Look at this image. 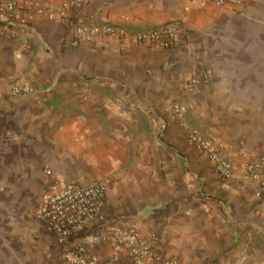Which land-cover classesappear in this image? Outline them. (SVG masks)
<instances>
[{
    "label": "crops",
    "instance_id": "crops-1",
    "mask_svg": "<svg viewBox=\"0 0 264 264\" xmlns=\"http://www.w3.org/2000/svg\"><path fill=\"white\" fill-rule=\"evenodd\" d=\"M40 1L57 7L66 0ZM176 1L83 0L81 12L139 32L178 20L143 26ZM261 2L183 11L181 0L182 13L221 11L240 27L203 41L183 34L171 50L137 45L132 35L72 46L64 27L45 17L30 22L28 49L19 31L0 36V264H66L29 205L51 182L45 165L66 183L105 184L104 217L136 227L163 258L264 264V168L255 179L245 170L264 153ZM200 60L206 64L195 68ZM204 67L208 85L191 86ZM17 85L30 93L14 94ZM176 102L186 106L182 120L172 116ZM191 128L232 160L229 180L188 141ZM8 210L22 221L8 223ZM30 212L38 225L22 224ZM108 250L90 253L100 258Z\"/></svg>",
    "mask_w": 264,
    "mask_h": 264
},
{
    "label": "built area",
    "instance_id": "built-area-1",
    "mask_svg": "<svg viewBox=\"0 0 264 264\" xmlns=\"http://www.w3.org/2000/svg\"><path fill=\"white\" fill-rule=\"evenodd\" d=\"M248 0H182L183 11L190 5L206 8L241 6ZM83 0H66L52 7L40 0H0V36L9 30L19 31L23 38L21 46L28 49L31 33L30 22L34 17L57 20L65 29L69 44L77 46L98 37L123 39L132 35L140 46L159 50H171L177 46L183 35L182 25L177 21L168 22L151 30L133 32L125 24H114L100 19L96 14L82 13ZM122 22L127 18L121 16ZM211 74L201 68L191 75V86L208 85ZM14 94H29L28 86H13ZM174 119L182 120L186 106L176 102L171 107ZM188 141L204 153L212 164L216 175L224 181L233 174L232 160L228 158L211 139L204 138L197 129L188 132ZM264 168V153L245 168L247 175L257 178ZM44 174L51 182L44 188L36 209V218L44 230L60 246L66 264H117L126 261L131 264H178L154 253L140 231L132 226L119 228L116 218L104 217L102 210L106 198V185L94 182L87 185L66 183L60 180L47 165ZM108 246V253L98 258L91 249Z\"/></svg>",
    "mask_w": 264,
    "mask_h": 264
},
{
    "label": "rangeland",
    "instance_id": "rangeland-1",
    "mask_svg": "<svg viewBox=\"0 0 264 264\" xmlns=\"http://www.w3.org/2000/svg\"><path fill=\"white\" fill-rule=\"evenodd\" d=\"M175 2V1H174ZM221 11H217V12H213V13H208L205 15H201L200 16H193L192 12H187V13H182L181 11V0L176 1L175 4H171L170 2L168 4H166V6H164L163 8H161L160 10V15L159 18L158 17H153L150 18L151 20H147V22L145 24H143V26H147V28H151V27H156L160 24H162L164 21L167 20H171V19H178L175 20L179 23H181L182 28H183V34L184 37L186 36H193L192 41H203L206 40L207 35L210 32H216L219 34H222L224 32V30H226L229 26L231 27H235V28H239L240 27V23H237L234 21H228L227 18H223L225 13H221ZM257 15H261L262 18H264V0H262V2L260 3V6L257 8L256 10ZM263 29H264V23L262 24ZM202 64H206L203 63L201 60L199 61V63L197 65H195L194 67L197 68L199 66H201ZM194 72V70H191L189 72V76ZM188 76V77H189ZM174 99H172L173 101ZM19 184H17L18 186ZM8 189H12L13 192H19L20 189H25L24 185H21L19 187L16 186H11V188L8 187ZM32 192L33 188L30 189ZM43 189H40L37 191L36 197L33 196L31 198H29V200L31 199L29 205L32 207V209L34 211H36L37 206L39 204L40 198L43 194ZM32 194V193H31ZM31 194H27L28 196H31ZM34 195V194H33ZM35 197V198H34ZM10 201V200H8ZM12 202V200H11ZM14 204V200L12 203L8 202V207H12ZM33 215L30 214L27 216L26 220L22 222V224H32V223H36L38 225V222L36 221L34 214L32 212ZM7 219H8V223H20L22 221L20 215L16 214L14 211H10L8 210V214H7Z\"/></svg>",
    "mask_w": 264,
    "mask_h": 264
}]
</instances>
